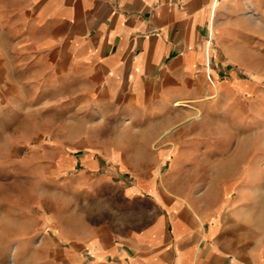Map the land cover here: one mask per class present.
I'll return each mask as SVG.
<instances>
[{"label": "crops", "instance_id": "obj_1", "mask_svg": "<svg viewBox=\"0 0 264 264\" xmlns=\"http://www.w3.org/2000/svg\"><path fill=\"white\" fill-rule=\"evenodd\" d=\"M64 72L84 94L46 142L29 105ZM262 73L264 0H0V133L64 180L10 210L4 261L264 264ZM130 119L135 165L159 170L128 174Z\"/></svg>", "mask_w": 264, "mask_h": 264}, {"label": "rangeland", "instance_id": "obj_2", "mask_svg": "<svg viewBox=\"0 0 264 264\" xmlns=\"http://www.w3.org/2000/svg\"><path fill=\"white\" fill-rule=\"evenodd\" d=\"M246 59V57H242ZM246 64H244L245 66ZM240 77L247 80L250 78V73L245 70H240ZM263 81L260 84L261 88L255 91V97L257 96L264 99V73ZM53 86H48L46 89L47 103L44 104H31L30 112L38 114V112H45V120H41L40 123L36 121L32 123V128H38L39 124L45 127L47 136L43 137L46 142H50L54 138L53 134L56 130L63 129L68 131L72 123V114L75 111V104H72L73 96L84 94L85 89L78 88L76 84L78 81L73 79L72 74L64 72V76L61 83V87H55L54 81L50 82ZM58 84V83H57ZM38 90H31L30 92L36 93ZM83 91V92H81ZM34 93V94H35ZM56 99V100H55ZM262 103V102H261ZM256 103V108L262 107L260 112L256 109V115H262L258 119L256 117V127L264 128V103ZM260 104V105H259ZM6 103H0V125L7 127L6 115L9 111ZM258 115V116H259ZM130 124L126 125L128 129L135 127V122L130 119ZM43 129V128H42ZM114 126H112L110 138L117 139L118 136L114 134ZM128 130L127 135L123 136V146L126 149V158L124 159L128 166V174L131 176H140L146 172H154L159 169L143 168L135 164L143 163L141 161L133 160L132 156L137 151L144 150L139 147L140 139L133 134V130ZM0 133V257H3V261L7 255V248L4 244L12 236V233L7 230L8 216L11 209L18 210L22 213L24 209H29L32 214L37 213L38 210L43 207L46 208V202L40 199V194L43 192H51L56 188L60 190V187L64 180L61 177H53L52 169L49 167L41 168L38 160L32 153V151H14L10 152L11 143L15 145L34 139V136H6V131ZM38 138V137H36ZM97 138H100L98 136ZM37 143V141H36ZM35 144V143H32ZM16 147V146H15ZM166 169H162L165 171ZM180 187L190 188L198 190V185L182 184ZM31 224H36L32 218ZM0 262V264H7L6 261Z\"/></svg>", "mask_w": 264, "mask_h": 264}, {"label": "built area", "instance_id": "obj_3", "mask_svg": "<svg viewBox=\"0 0 264 264\" xmlns=\"http://www.w3.org/2000/svg\"><path fill=\"white\" fill-rule=\"evenodd\" d=\"M220 1H233V0H213L214 8H215L216 4L219 3ZM209 41L210 42L212 41L211 37H210Z\"/></svg>", "mask_w": 264, "mask_h": 264}, {"label": "bare ground", "instance_id": "obj_4", "mask_svg": "<svg viewBox=\"0 0 264 264\" xmlns=\"http://www.w3.org/2000/svg\"><path fill=\"white\" fill-rule=\"evenodd\" d=\"M130 123V120H126L125 125H129Z\"/></svg>", "mask_w": 264, "mask_h": 264}]
</instances>
